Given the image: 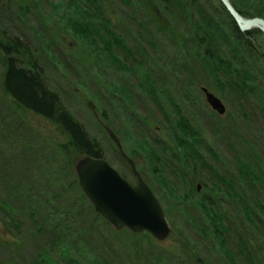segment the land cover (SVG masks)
<instances>
[{"label":"rangeland","instance_id":"obj_1","mask_svg":"<svg viewBox=\"0 0 264 264\" xmlns=\"http://www.w3.org/2000/svg\"><path fill=\"white\" fill-rule=\"evenodd\" d=\"M204 1L211 9L213 0ZM230 2L237 6L243 3L237 8L232 4L243 17L264 19V2ZM153 8L141 0L131 7L122 6L120 0H0V43L10 37L32 46L50 89L59 94L64 108L86 126L89 137L106 152V160L129 182L134 177L117 156V148L94 117L91 105L116 131L122 149L125 139H130L140 169L172 229L166 240L157 241L149 234L116 230L99 214L89 211L90 202L82 198L75 170L81 158L69 138L49 120L17 109L3 92L4 56L0 46V202L12 206L5 204L0 211V264H264V182H253V178L264 175V160L256 156L264 145L251 142L248 146L249 134L239 132L251 129L242 116L240 103L245 99L252 106L249 113L256 116L253 128L259 132L264 127V79L256 82L253 71L259 56H252L244 44L236 52L232 45H222V60L231 62L225 66V83L215 86L211 80L215 77L200 61L203 53L197 50L201 57L194 58L187 36L178 41L161 34L168 26L161 14L154 15ZM163 9L164 13L171 11ZM174 25L180 29L177 20ZM155 31L159 34L152 37ZM261 33L251 38L264 51ZM152 39L160 48L161 61L147 48ZM179 43L181 47L176 49ZM235 61L243 66L235 65ZM217 66L216 62L211 69ZM262 66L264 71V61ZM226 72L233 81L226 79ZM249 79L252 82H244ZM170 83L174 84V93L168 101L175 105L177 100L183 101L184 107L168 104V108H160L153 102L162 97ZM202 87L212 90L224 103L222 118L210 111ZM112 93L120 97L118 101L112 100ZM125 107L134 118L128 117ZM187 116L192 122L191 133L198 131L190 150L201 159L199 172V164L192 165L193 175L188 179L183 174L185 161L172 143L174 137H182L175 128L180 118ZM139 117L149 131L157 127L163 132L136 130L131 121ZM164 138L170 149L163 147ZM145 139L148 149L143 152V144H139ZM210 149L216 151L215 157ZM252 158L258 164H253ZM171 163L180 172L177 179L173 178ZM193 179L197 184L191 182ZM34 182L37 202L30 193ZM72 206L80 212L78 227L85 230L75 241L79 251L71 245L73 234H60L61 230L53 233L54 227H49L51 222L61 223L62 217H71L58 214L50 220L48 211L56 214ZM247 213L255 215L249 217ZM54 234L61 236L60 247ZM83 244L89 250L83 251ZM66 248L73 250L66 253Z\"/></svg>","mask_w":264,"mask_h":264},{"label":"trees","instance_id":"obj_2","mask_svg":"<svg viewBox=\"0 0 264 264\" xmlns=\"http://www.w3.org/2000/svg\"><path fill=\"white\" fill-rule=\"evenodd\" d=\"M100 1L101 0H99V2ZM259 1L264 2V0H259ZM120 2L122 6L124 7H127V6L131 7L136 2V0H120ZM141 2L145 3L146 5L153 6L154 8L151 10L153 11L154 15L159 17V14H161V17L165 20V23L167 24L168 29L166 27H163L162 30L164 31H161V34H169L170 36H172L174 39L178 41L184 38L185 36H187L190 44L193 45V48H189V50H190V53L192 52V55H194V58L197 59V57H201L199 53L197 52V50H200V53H203V57L200 59V61L202 60L203 68L206 70V72L209 70V72L215 77L214 79H211L215 86L217 84L221 85L222 83H225L223 81L225 66L231 62V61L224 62L222 60L224 53L222 52L223 47L221 46L224 44L232 45L231 48L233 49L234 52L238 50L241 44H244L246 45L249 53L252 56L254 57L259 56L257 63L254 65L253 71L255 72L254 76L256 78V82H259V83L263 82L264 71H263L262 62L264 61V51L260 49L261 46H257L253 44V42L250 40V37H253L255 35L257 36L261 32L254 30L246 34L242 33L219 0H217V2L214 0L212 1L210 5L211 9L207 8V4L204 0H141ZM234 7L236 8L243 7V3L239 6L234 5ZM163 8L171 9L170 13H164ZM185 12L188 13L189 22L187 18L185 17L186 15ZM174 19L178 21L180 25V29L177 27L175 28ZM170 23H172L173 25ZM154 33L155 35L152 37H156L159 34L157 31H155ZM13 39H15V41ZM21 40L22 39L19 40L16 38L8 37L5 41H2L0 43L1 50L3 51V56H4L3 57V72L4 73H3V79H2L3 92L10 98L13 105L17 109L29 111L35 115L41 116L49 120L54 125H56L59 131L63 135H66L69 138L71 146L76 150V152L78 153L80 157L90 156L94 158H104L105 157L104 155L106 154V152L103 150V148L100 147V145L97 142H95L93 139L89 137V134L85 128L86 126H84L68 110L64 108L63 101L61 100L59 94L51 90L50 87L48 86L46 78H45V73L42 71V68L40 67L38 61H36L35 59V56H34L35 52L33 51L32 46L31 45L28 46L22 43ZM155 41L156 40L154 39H152V43L148 41L149 44L147 45V48L152 49L153 52L157 53L158 61H161L160 48L158 49V44ZM174 46L176 47V45ZM177 46L178 47H176V49H180L181 44L179 43ZM259 49H260V52H259ZM259 59L261 61H259ZM216 62L218 63L217 69H214V68L211 69L212 67L215 66ZM235 65L243 66L238 61H235ZM213 70H217V74H215ZM173 73L175 74V71H173ZM225 76L228 81H233V77L231 76V74L226 72ZM244 82L247 83V82H252V81L249 79V80H245ZM170 84L171 85H169L170 87H168L167 90L162 91L163 93L162 97L159 95L154 100V95H153L152 100H154L153 102L157 104V106L159 107L163 106V107L168 108V104L170 105V107L171 106L180 107L182 105L183 101L177 100L176 105L172 104L171 101H168L167 97L168 96L173 97L172 93H174V89H173L174 84L172 83ZM221 87L222 89L227 88L226 86H221ZM214 88H217V87H214ZM232 91L234 92L237 90L233 89ZM235 102L237 104V101ZM240 104L243 109L242 116L244 117V121H246L245 125H248L251 129L242 128L241 131L239 132L244 133V134H249L248 135L249 138L247 137L249 141L248 140L246 141L248 143V146H252L251 142H256V144L257 142H259L260 144L264 145V127L259 132H257V130L253 128L252 124H253V121L256 119V116L252 117L251 114L249 113L248 107L251 105L249 104V102H247V99H245ZM125 109L128 112V117L134 118V116H132L129 113L126 107ZM256 112L258 111L256 110ZM115 113H116V110H115ZM138 120L141 121L142 119L140 118ZM138 120L131 121V123L134 122L136 124V130H141L147 134H149L151 130L157 133L163 132L162 128L158 129L157 127H154L149 131L146 128L143 120L142 122H139ZM190 122L191 120L188 116L186 117V119L181 117L178 123L179 125L178 126L176 125L177 128H175V133H181L182 137L181 136L179 138L174 137L172 140L174 148L179 151L181 158L185 161V167H184L183 174L185 177H187V179H188V176L193 175V173L191 172V166L192 165L197 166L199 164L198 166V172H199L200 165H201V159H200L199 154L197 152H193L190 150V147L192 146V142L194 141V143H196L197 133H198V131H196V133L194 132L191 133ZM174 125H175V122H174ZM168 131L172 132L171 129H168ZM256 132L257 134H255ZM172 134L174 135L173 132ZM256 138H257V141L255 140ZM128 140L130 141L129 138ZM145 141L140 140V144H139V145L143 144L141 146V151L143 152L147 151L148 149L147 139H145ZM161 143L163 144V147L165 149H170L165 138L162 140ZM134 145L137 147L139 146L136 144ZM212 151L213 150L210 149L209 153L213 155V152H214V157H215L216 151H213V152ZM170 156L171 154L169 155V159H170ZM256 156L259 157V159L264 160V150L261 148H258V152ZM135 157L137 156L133 155L132 158L136 161L137 169L139 170L145 182L147 184H150L146 176L141 171L140 165ZM243 159H247V156H243ZM156 160L159 163H161L159 161L160 159H156ZM252 163L258 164L254 158H252ZM212 164H214L213 165L214 167H217L216 162H212ZM157 165L158 164L155 162V167H157ZM170 169L174 172L173 178L177 179V174L180 173L177 167L171 163ZM128 171L130 175L132 176V172L129 167H128ZM155 171H157V168H155ZM247 174L249 173H246L243 175L244 179H247L246 178ZM184 176L182 175V177ZM187 179L183 180V184L186 183ZM256 180L257 181L261 180L264 182V175L262 174V175H259L257 178H253V182H256ZM191 182H195L194 185L197 184L195 179H193ZM31 185H36L33 189H30V193H31V199L33 200V202H37V193H36L37 183L34 182ZM202 186H205V185L202 184ZM81 195H82V198L86 199V197L82 193ZM212 195H214L213 192H212ZM13 199H15V197ZM5 204L12 208L10 203L0 202V211L4 209ZM254 206L257 208L259 207L258 204H254ZM87 207L89 211L92 210L93 212H95L94 208L92 207L90 203ZM29 209L31 208L29 207ZM64 209L65 208H63V210ZM68 209H69L68 211L66 208L64 212H58L56 214H53L52 212L48 211L50 220L53 219V217L58 214H60L61 216L71 217L70 220H66V217H62L60 220L62 221L61 223L51 222L49 227H54L52 230L53 233L55 231L61 230L60 234L62 232H68V233L73 234L75 236V239L74 241H72L71 245L74 250L79 251V249H77L75 245V241L78 239L81 232L85 230L81 231V228L78 227L79 222H80V218L78 216V214L80 213L79 210H76V207L74 206H72V208L69 207ZM14 211L15 210H13L12 214H15ZM253 214L255 215V213H247L249 217H253ZM73 216H76V217L74 218ZM22 225H23V221H20V226ZM9 229H11V227H9ZM54 236L56 237V239L54 240L56 245L60 247L61 236L58 237L56 234H54ZM81 248L83 251L89 250L85 246V244H83ZM73 249L66 248L65 250L67 253L68 251L73 250ZM102 264H105V263L103 262Z\"/></svg>","mask_w":264,"mask_h":264},{"label":"water","instance_id":"obj_3","mask_svg":"<svg viewBox=\"0 0 264 264\" xmlns=\"http://www.w3.org/2000/svg\"><path fill=\"white\" fill-rule=\"evenodd\" d=\"M224 8L242 33L259 30L264 34V19L245 18L240 15L229 0H220ZM207 102L221 116L225 114L222 101L204 89ZM112 139L114 133L108 129ZM133 165V163L131 162ZM80 187L93 205L95 211L109 221L117 230L129 229L133 233H149L158 241L166 240L171 226L160 202L142 180L134 174L137 185L132 186L104 159L85 157L76 164Z\"/></svg>","mask_w":264,"mask_h":264},{"label":"flooded vegetation","instance_id":"obj_4","mask_svg":"<svg viewBox=\"0 0 264 264\" xmlns=\"http://www.w3.org/2000/svg\"><path fill=\"white\" fill-rule=\"evenodd\" d=\"M202 89L200 88V91H201ZM202 92V91H201ZM120 97L119 96H116L114 93H112V99L114 100V101H118L117 99H119ZM186 104H188L187 102H186ZM181 107H184V106H181ZM227 112H228V110H227ZM223 119H225V118H223ZM125 144H126V147H125V150H124V148L123 149H120V148H118V147H116L117 148V150H118V152H119V154L121 155V158H122V160H123V162H124V164L127 166V168L129 167L130 169H131V164L130 163H128L129 161H128V157L129 158H132L130 155H129V153H132L133 155H136V150H134L132 147H131V143H130V141L128 140V138H126L125 139ZM115 145V144H114ZM124 145L122 144V147H123ZM122 150H123V152H124V154L125 155H127L128 157L126 158L125 156H124V154L122 153ZM133 159V158H132ZM134 160V159H133ZM134 163H135V166H136V161L134 160Z\"/></svg>","mask_w":264,"mask_h":264}]
</instances>
